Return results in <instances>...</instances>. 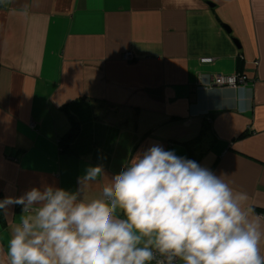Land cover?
<instances>
[{
    "label": "crops",
    "instance_id": "1",
    "mask_svg": "<svg viewBox=\"0 0 264 264\" xmlns=\"http://www.w3.org/2000/svg\"><path fill=\"white\" fill-rule=\"evenodd\" d=\"M217 74L248 79L211 85ZM154 144L227 174L264 226V0L0 6V199L42 181L75 191L88 166L114 178Z\"/></svg>",
    "mask_w": 264,
    "mask_h": 264
},
{
    "label": "clouds",
    "instance_id": "2",
    "mask_svg": "<svg viewBox=\"0 0 264 264\" xmlns=\"http://www.w3.org/2000/svg\"><path fill=\"white\" fill-rule=\"evenodd\" d=\"M226 176L154 144L114 178L88 166L75 191L42 181L0 199L4 218L21 205L0 264H264V226Z\"/></svg>",
    "mask_w": 264,
    "mask_h": 264
},
{
    "label": "built area",
    "instance_id": "3",
    "mask_svg": "<svg viewBox=\"0 0 264 264\" xmlns=\"http://www.w3.org/2000/svg\"><path fill=\"white\" fill-rule=\"evenodd\" d=\"M125 60H131L132 55L130 53L124 54L123 57ZM211 59L205 58L203 61H210ZM247 76L244 74H232V75H223L217 74L211 77L210 84L219 87H236L238 84H245L247 81ZM264 219V215H263Z\"/></svg>",
    "mask_w": 264,
    "mask_h": 264
},
{
    "label": "trees",
    "instance_id": "4",
    "mask_svg": "<svg viewBox=\"0 0 264 264\" xmlns=\"http://www.w3.org/2000/svg\"><path fill=\"white\" fill-rule=\"evenodd\" d=\"M76 132H77V127L73 125L70 132L64 137V139L60 141L61 150H66L67 148H69V144L75 137Z\"/></svg>",
    "mask_w": 264,
    "mask_h": 264
},
{
    "label": "water",
    "instance_id": "5",
    "mask_svg": "<svg viewBox=\"0 0 264 264\" xmlns=\"http://www.w3.org/2000/svg\"><path fill=\"white\" fill-rule=\"evenodd\" d=\"M209 3V2H208ZM210 5H212L211 3H209Z\"/></svg>",
    "mask_w": 264,
    "mask_h": 264
}]
</instances>
